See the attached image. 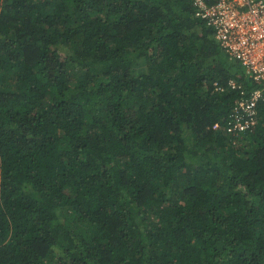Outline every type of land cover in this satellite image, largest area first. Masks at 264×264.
<instances>
[{"label": "trees", "instance_id": "obj_1", "mask_svg": "<svg viewBox=\"0 0 264 264\" xmlns=\"http://www.w3.org/2000/svg\"><path fill=\"white\" fill-rule=\"evenodd\" d=\"M239 64L189 0H0V264H264Z\"/></svg>", "mask_w": 264, "mask_h": 264}, {"label": "built area", "instance_id": "obj_2", "mask_svg": "<svg viewBox=\"0 0 264 264\" xmlns=\"http://www.w3.org/2000/svg\"><path fill=\"white\" fill-rule=\"evenodd\" d=\"M189 1L195 16L214 29L227 56L241 63L255 82L264 84V0ZM214 86L218 92H238L239 98L226 118L227 132L238 135L253 129L258 123L257 105L264 98V89H248L236 78Z\"/></svg>", "mask_w": 264, "mask_h": 264}, {"label": "rangeland", "instance_id": "obj_3", "mask_svg": "<svg viewBox=\"0 0 264 264\" xmlns=\"http://www.w3.org/2000/svg\"><path fill=\"white\" fill-rule=\"evenodd\" d=\"M239 66L242 68L241 71H244L245 70V67L242 64H239Z\"/></svg>", "mask_w": 264, "mask_h": 264}]
</instances>
